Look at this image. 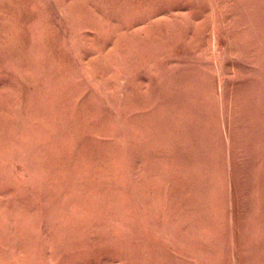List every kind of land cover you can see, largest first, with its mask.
<instances>
[{"label":"rangeland","instance_id":"obj_1","mask_svg":"<svg viewBox=\"0 0 264 264\" xmlns=\"http://www.w3.org/2000/svg\"><path fill=\"white\" fill-rule=\"evenodd\" d=\"M0 264H264V0H0Z\"/></svg>","mask_w":264,"mask_h":264}]
</instances>
